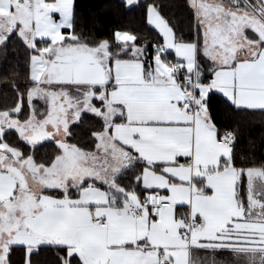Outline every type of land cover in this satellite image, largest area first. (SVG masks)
<instances>
[{
    "label": "snow or ice",
    "instance_id": "obj_1",
    "mask_svg": "<svg viewBox=\"0 0 264 264\" xmlns=\"http://www.w3.org/2000/svg\"><path fill=\"white\" fill-rule=\"evenodd\" d=\"M190 6L185 40L146 0L150 41L78 32L74 0H0V57L22 45L34 85L13 80L15 105L0 110V264L17 248L32 264L42 247L56 264H195L197 252L264 264V165L246 169L245 203L236 133L211 97L264 110V0ZM87 119L88 142L70 143Z\"/></svg>",
    "mask_w": 264,
    "mask_h": 264
},
{
    "label": "trees",
    "instance_id": "obj_2",
    "mask_svg": "<svg viewBox=\"0 0 264 264\" xmlns=\"http://www.w3.org/2000/svg\"><path fill=\"white\" fill-rule=\"evenodd\" d=\"M146 0H137L133 6L127 5L126 0H74L75 13L77 17V31L83 30L86 36H95L98 39L107 38L116 30L128 31L140 37H147L150 41L155 29L147 25V20L143 12V5ZM158 6L160 15L165 18L173 27L178 37L185 40L195 39L196 30L194 27V10L191 8L189 0H148ZM143 42V39L142 41ZM29 53L22 45L9 44L7 59L0 57V110L14 107L16 101L13 80L22 91L33 84L29 80L30 66L28 63ZM171 58V57H170ZM15 73V75H14ZM212 110L216 122L221 126V130L227 126L236 133L234 158L235 166L238 169L249 167H261L264 165V110H240L234 111L226 107L223 103L222 94L213 91ZM27 97L25 96V106ZM22 118V117H14ZM95 121L87 119L76 129L77 139L70 140V143H87L91 131L95 126ZM14 134V130H10ZM52 147L45 143L37 150V158H41L48 153L52 154ZM247 180L244 175L238 181L239 190L242 191L245 203L247 202ZM180 212L185 209L178 207ZM204 252H197L194 255H201ZM210 259L222 261L230 258L227 253H217L213 256L206 253ZM14 264H24L25 253L17 248L12 257ZM56 249L42 247L31 256L32 264H56Z\"/></svg>",
    "mask_w": 264,
    "mask_h": 264
},
{
    "label": "crops",
    "instance_id": "obj_3",
    "mask_svg": "<svg viewBox=\"0 0 264 264\" xmlns=\"http://www.w3.org/2000/svg\"><path fill=\"white\" fill-rule=\"evenodd\" d=\"M190 1V4H191V0H189ZM206 2H209V0H206ZM55 18L56 19H58L59 17H58V14H56L55 15ZM250 31V30H249ZM29 80H30V72H29ZM215 91V90H214ZM221 94V93H220ZM35 100H37V99H35ZM44 108V107H43ZM186 160H187V158H184V157H178V162L179 163H186ZM245 176H246V180H247V174H246V169H245V174H244ZM178 182V181H177ZM247 186V185H246ZM157 191H163V190H157ZM178 207H180V206H178ZM193 259H194V261H195V264H200V261H205V264H211V261L213 260V259H210L207 255H206V253H204V254H201V255H193ZM216 260H218V259H216ZM219 261V260H218Z\"/></svg>",
    "mask_w": 264,
    "mask_h": 264
},
{
    "label": "rangeland",
    "instance_id": "obj_4",
    "mask_svg": "<svg viewBox=\"0 0 264 264\" xmlns=\"http://www.w3.org/2000/svg\"><path fill=\"white\" fill-rule=\"evenodd\" d=\"M212 2H213V0H209V3H212ZM53 15H54V17H55L56 14H53ZM58 19H59V18H58ZM33 86H34V85H32L31 87H33ZM33 103L36 104V106H37L38 108L43 109V107H44V102H43L42 100L37 99V100H34Z\"/></svg>",
    "mask_w": 264,
    "mask_h": 264
}]
</instances>
